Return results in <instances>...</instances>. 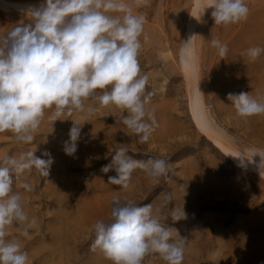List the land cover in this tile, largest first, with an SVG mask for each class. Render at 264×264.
Returning a JSON list of instances; mask_svg holds the SVG:
<instances>
[{
    "label": "rangeland",
    "instance_id": "obj_1",
    "mask_svg": "<svg viewBox=\"0 0 264 264\" xmlns=\"http://www.w3.org/2000/svg\"><path fill=\"white\" fill-rule=\"evenodd\" d=\"M191 1L133 4L134 14L146 17L144 34L149 37H141L138 57L141 74L149 76L147 90L153 93L147 107L157 121L147 142L140 143L122 123L123 110L100 107L96 100H86L83 111L74 110L56 121L50 120L53 110H45L32 143L19 142L8 131L0 133V159L32 151L45 160L43 153L48 152L54 161L47 177L35 168L14 177L13 191L23 195L26 213L37 220L28 237L21 236L15 224L7 229L9 239H18L28 253V264H112L91 244L95 222L110 220L113 198L151 204L160 222L174 228L173 239H186L182 264H264V178L236 168L197 131L188 109L178 51ZM245 2L246 21L215 25L209 13L197 27L198 78L203 112L212 126L236 146L256 148L264 147V115L239 117L228 99L229 93L241 92L264 97V52L255 60L247 54L249 48H264V0ZM28 23L29 17L0 9V40L16 25ZM212 39L228 46L226 57L211 46ZM90 106L94 114H88ZM74 122L81 135L77 151L69 156L63 148ZM121 147L134 159L162 158L172 167L159 178L137 169L129 187L122 189L108 183L114 170L101 171ZM25 183L32 191L21 187ZM173 210L176 215L184 211L185 218L173 221ZM142 264L167 262L151 253Z\"/></svg>",
    "mask_w": 264,
    "mask_h": 264
},
{
    "label": "clouds",
    "instance_id": "obj_2",
    "mask_svg": "<svg viewBox=\"0 0 264 264\" xmlns=\"http://www.w3.org/2000/svg\"><path fill=\"white\" fill-rule=\"evenodd\" d=\"M142 0H45L39 7L27 9L31 23L16 25L0 40V133L11 132L17 141L32 143L44 117L52 109L50 120L83 111L86 100H96L100 107L115 105L123 110L122 123L135 133L140 143L149 140L157 126L150 103L152 92L147 90L149 76L141 74L139 54L142 48L146 17L134 14L133 4ZM211 8L215 25L246 21L249 8L245 0H207L204 10ZM117 15H113V14ZM193 37V36H192ZM181 42L179 56L182 64H191V40ZM221 58L228 46L218 39L211 40ZM264 48L253 47L247 54L255 60ZM199 85V83H198ZM199 90V87H198ZM200 91V90H199ZM239 117L264 115V97L249 94H228ZM95 107L87 109L95 113ZM76 122L64 142V152L72 156L77 151L81 128ZM41 159L27 151L19 158L5 155L0 159V264H28V253L21 250L18 239H9V226L16 225L21 236L28 237L37 220L29 218L25 200L13 191L14 177L35 168L47 177L53 158ZM264 168V150L254 154ZM233 156V155H231ZM252 156V157H253ZM241 164L253 162L244 152L233 156ZM171 164L162 158L134 159L128 149L115 151L111 163L102 167L108 183L127 189L132 173L139 169L150 178L167 176ZM32 191L29 184H22ZM185 218L171 215L173 221ZM172 227L160 222L158 211L151 204L137 205L131 200L113 198L108 222L97 220L91 249H97L112 264H142L143 258L158 253L167 264H182L186 239H173ZM176 230V229H175ZM177 232V231H176Z\"/></svg>",
    "mask_w": 264,
    "mask_h": 264
},
{
    "label": "bare ground",
    "instance_id": "obj_3",
    "mask_svg": "<svg viewBox=\"0 0 264 264\" xmlns=\"http://www.w3.org/2000/svg\"><path fill=\"white\" fill-rule=\"evenodd\" d=\"M44 2L45 0H0V9L5 12H16L18 14L29 17L26 14L27 9L30 6L39 7ZM206 4L207 0H192L191 11L185 23L183 42H187L189 38L193 36L191 40L192 51L190 65H185L181 63L178 51V66L183 75L186 85L188 109L197 131L204 137H206L209 141H211L214 146L218 147L230 159V161L236 168L242 171H255L264 178V168H259L261 158L259 155L253 156L254 150H264V147L262 146L255 148L252 146L240 148L236 146L235 144H233L232 141L227 138V136L222 131L212 126L211 122L207 119V116L203 112V104L201 102L200 97L201 93L199 91V48L196 43V36L198 33L197 27L200 25L201 22H203V19H205L206 16L212 11L211 8L204 10ZM240 152H244V154L249 159H252L253 162L249 163L247 162V158H245V163L241 164V162L237 158L233 157L239 155Z\"/></svg>",
    "mask_w": 264,
    "mask_h": 264
}]
</instances>
